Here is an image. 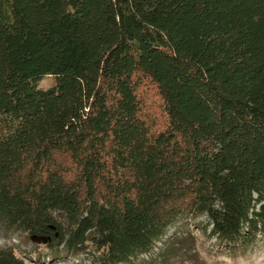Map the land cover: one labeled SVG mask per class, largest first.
Returning a JSON list of instances; mask_svg holds the SVG:
<instances>
[{"label": "trees", "instance_id": "16d2710c", "mask_svg": "<svg viewBox=\"0 0 264 264\" xmlns=\"http://www.w3.org/2000/svg\"><path fill=\"white\" fill-rule=\"evenodd\" d=\"M1 115L0 227L45 264H132L201 214L235 255L264 228V0H0Z\"/></svg>", "mask_w": 264, "mask_h": 264}, {"label": "rangeland", "instance_id": "374dc122", "mask_svg": "<svg viewBox=\"0 0 264 264\" xmlns=\"http://www.w3.org/2000/svg\"><path fill=\"white\" fill-rule=\"evenodd\" d=\"M53 83L50 74L42 76L38 86L46 88ZM8 115H1L0 122H5ZM211 224L206 214L198 216L185 215L168 226L166 233L157 241L150 252L141 253L132 264H264V228L262 227L254 241L244 250L231 255L224 250H217L215 237L208 234ZM23 232L10 233L0 227V247L12 246L14 252L26 262L37 264L34 260L38 251L44 254L45 264L50 259L49 249L44 245L34 244L27 240ZM172 247L165 252L160 251L169 241ZM66 264H91L90 254L81 251L75 255L66 253L59 257ZM34 260V261H33ZM148 260L150 263H145Z\"/></svg>", "mask_w": 264, "mask_h": 264}]
</instances>
